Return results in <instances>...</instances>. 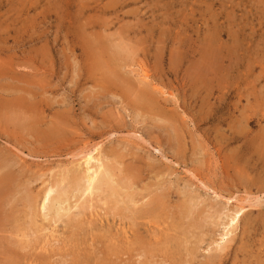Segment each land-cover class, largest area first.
I'll list each match as a JSON object with an SVG mask.
<instances>
[{"label": "rangeland", "instance_id": "374dc122", "mask_svg": "<svg viewBox=\"0 0 264 264\" xmlns=\"http://www.w3.org/2000/svg\"><path fill=\"white\" fill-rule=\"evenodd\" d=\"M95 148L116 193L42 221L45 186ZM232 205L215 258L206 217ZM39 262L264 264V0H0V264Z\"/></svg>", "mask_w": 264, "mask_h": 264}, {"label": "bare ground", "instance_id": "6f19581e", "mask_svg": "<svg viewBox=\"0 0 264 264\" xmlns=\"http://www.w3.org/2000/svg\"><path fill=\"white\" fill-rule=\"evenodd\" d=\"M139 63V62H138ZM141 64V63H140ZM144 65V64H143ZM142 67V66H141ZM145 68V67H144ZM135 73V72H134ZM34 74V73H33ZM140 75V74H139ZM141 76V75H140ZM142 78L140 79L141 81L145 82L146 85L148 86H151L152 87V84L148 83V81H144V80H147L149 78L148 74L146 73H143V75L141 76ZM136 78V77H135ZM139 78V77H137ZM152 78V77H151ZM139 80V79H138ZM139 80V81H140ZM141 81L139 83H141ZM142 82V83H143ZM151 82V81H150ZM155 86V85H154ZM158 88V87H157ZM139 89V88H138ZM153 89V87H152ZM154 90V89H153ZM156 92L158 90H155ZM161 93V92H160ZM164 93V92H163ZM163 93H161V95H163ZM167 94V93H166ZM165 94V95H166ZM164 95V96H165ZM169 95V94H167ZM172 96V95H171ZM166 98V97H165ZM55 137V136H54ZM98 145V144H97ZM96 147V146H95ZM157 150V149H156ZM159 151V150H158ZM19 159V158H18ZM105 157L104 155L99 151L98 148H95V149H91V150H86L85 153L82 154V157L79 161L75 162V163H72L71 165V168L70 169H63L61 172H59L58 174V179L57 180H54V181H50L49 179V183L45 186V188L43 189V192L41 194V196H38L39 197V201H38V205L36 207L37 211H38V215L41 216V220L42 221H46L45 223L51 225L50 223L52 224H55L57 222H61L63 221L62 219L65 218V219H68L69 220H72V214L70 213L71 209L72 208H77L78 210H86V209H89L93 206V201H94V197H98V199L96 200L97 202H101V199L99 198L100 197V194H102L104 192V190H109V195H114L116 193V187L114 186L115 185V181H114V171L111 167L110 164H108V162H105L104 161ZM109 161V160H108ZM4 174V173H3ZM194 176V175H192ZM55 177V176H54ZM71 177L70 179H72V182L70 184L69 187H71V190L70 191H67V189L65 188H61L62 185L65 184V181L67 180V178ZM116 179V178H115ZM196 179V177H195ZM197 181L200 183V185L203 186V188H206L207 190H210L212 191V194H214V196L217 198V197H220V194L217 193L216 190L208 187V185L202 180V179H199L197 178ZM44 182V180H43ZM68 185V184H67ZM118 186V185H116ZM120 187V186H119ZM43 188V187H41ZM105 188V189H104ZM122 188V187H121ZM40 189V188H39ZM69 190V189H68ZM119 190V189H118ZM120 191V190H119ZM186 191V189H185ZM38 192V190H37ZM36 192V196L38 195ZM187 192V191H186ZM189 192H192L189 190ZM193 193V192H192ZM199 194V193H198ZM121 195V194H120ZM127 195V194H126ZM186 196V195H185ZM199 196V195H198ZM222 196V195H221ZM109 197V196H108ZM112 197V196H111ZM118 197V195H117ZM188 197V196H187ZM74 198V201H70V199H73ZM114 198V197H112ZM189 198V197H188ZM191 198V197H190ZM231 198H225L226 199V202L229 203L231 202ZM36 199H38L36 197ZM35 199V200H36ZM121 199H123L121 197ZM125 199V198H124ZM197 199V198H196ZM201 199V198H200ZM233 199V198H232ZM113 200V199H111ZM127 200L129 201H132L131 197L127 196ZM141 200V199H140ZM27 201V200H26ZM189 201V200H188ZM197 201H199L197 199ZM197 201H195V205L197 204ZM87 203V206H85V204ZM113 202V201H112ZM203 202V201H201ZM133 205L136 204L135 201H132ZM188 203V202H187ZM192 203V202H191ZM190 203V204H191ZM200 203V202H199ZM36 204V203H35ZM128 205H131V204H128ZM185 205V204H184ZM194 205V204H193ZM36 206V205H35ZM197 206V205H196ZM31 207V206H30ZM29 207V208H30ZM106 207V206H105ZM199 207V204L198 206ZM232 207V208H231ZM231 207H228V208H221V210H217L215 211V213L212 215H209L207 216L206 218L210 219L209 223L210 224H215V226L217 225H220L222 224L223 226L222 229H221V233H219V239L218 240H212L210 241V244H215L213 248V252L216 254L215 255V258L217 257H220L221 255L227 253L229 251V249L231 248L232 246V243L234 241V239L232 237H230L233 233H235L238 225L240 224L239 221L241 220V218H243V214L245 213V207L244 205H232ZM32 208V207H31ZM30 208V210H31ZM193 208H195V206H193ZM193 208H192V205L191 206H188L186 209V214H192L194 211H193ZM211 208V207H210ZM35 208H33L34 210ZM35 209V210H36ZM206 209V208H205ZM212 209V208H211ZM226 209V213H225V210ZM29 210V209H28ZM34 210V211H35ZM136 210V208H135ZM79 211V212H80ZM202 211V210H201ZM39 212L41 214H39ZM29 213H32V212H29ZM134 213V212H133ZM36 214V212H35ZM193 215V214H192ZM197 215V214H196ZM201 215V214H200ZM224 215V217L226 218V221L223 222V223H220V218ZM32 216V214H31ZM39 216V217H40ZM76 216V215H75ZM189 217V216H188ZM191 217V215H190ZM193 217V216H192ZM36 218V217H35ZM76 218V217H75ZM198 218V216H197ZM200 218V217H199ZM205 218V217H204ZM32 219V217H31ZM30 219V220H31ZM115 219V218H114ZM191 219V218H190ZM193 219V218H192ZM207 219V220H208ZM220 219V220H219ZM89 220V219H88ZM109 220V219H108ZM194 220V219H193ZM32 221V220H31ZM41 221V225L44 223H42ZM76 222V220H74ZM110 221V220H109ZM191 221V220H190ZM195 221H197L195 219ZM194 222V221H193ZM44 223V224H45ZM64 223V222H63ZM71 223V222H70ZM116 223V222H115ZM197 223V222H196ZM43 224V225H44ZM200 224V223H199ZM39 225V226H41ZM43 225H42V228L41 229H44L43 228ZM48 225V226H49ZM56 225V224H55ZM61 225V224H60ZM65 225H66V222H65ZM98 225V224H97ZM116 225V224H115ZM120 225V224H119ZM246 226L244 227H247V230H249L248 228H251V225H250V221H249V218L247 219V222L244 224ZM11 226V225H10ZM29 226V225H28ZM31 226V225H30ZM47 226V227H48ZM68 226V224H67ZM90 226V225H89ZM94 226V224H93ZM196 226H198L196 224ZM195 226V228H196ZM212 226V225H211ZM14 227V226H13ZM19 227V226H18ZM51 227V226H50ZM57 227V226H56ZM81 227V226H80ZM79 227V228H80ZM119 227V226H118ZM117 227V228H118ZM125 227V226H124ZM123 227V228H124ZM202 227V225H201ZM206 227V226H205ZM218 227V226H217ZM243 227V228H244ZM16 228V227H15ZM66 228V227H65ZM64 228V229H65ZM104 228V227H103ZM191 228V227H190ZM200 228V227H198ZM203 228V227H202ZM32 229V228H30ZM55 229V227H54ZM85 229V228H84ZM88 229V228H87ZM160 229V228H159ZM197 229V228H196ZM36 230V229H35ZM125 229H123L124 231ZM28 231V230H27ZM33 231V229H32ZM51 231V230H49ZM66 231V230H65ZM87 231V230H86ZM90 231V230H89ZM101 231V230H100ZM197 231V230H196ZM199 231V230H198ZM245 232V230L243 229L242 232H241V235L243 237V233ZM53 232V231H52ZM58 232V231H57ZM110 232V231H109ZM112 232V231H111ZM120 233V231H118ZM122 232V231H121ZM249 232V231H248ZM14 233V232H13ZM28 233V232H27ZM48 233V232H47ZM46 233V235H47ZM55 233V232H54ZM123 233V232H122ZM217 233V232H216ZM30 234V233H29ZM34 234V233H33ZM32 234V235H33ZM36 234V233H35ZM52 235V233H50ZM63 234H66V233H63ZM106 234V233H105ZM116 234H117V231H116ZM11 235V234H10ZM15 236L14 237H26L27 235L25 234L24 230L22 229V231L19 229V228H16V232L14 234ZM31 235V234H30ZM55 235V234H54ZM53 235V237H54ZM100 235V234H99ZM108 235V233H107ZM115 235V234H114ZM35 235H33L34 237ZM41 236V235H40ZM110 236V235H109ZM113 236V235H112ZM121 236V235H119ZM233 236V235H232ZM68 237V236H67ZM103 237V236H102ZM111 237V236H110ZM46 238V237H45ZM50 238V237H49ZM58 238V237H57ZM61 238V237H60ZM105 238V237H103ZM244 238V237H243ZM11 238L10 237V241H11ZM39 239V237H38ZM37 239V240H38ZM48 239V238H46ZM54 239V238H53ZM64 239V238H63ZM62 239V240H63ZM123 239V238H122ZM196 239V238H195ZM14 240V239H13ZM16 240V239H15ZM31 240V239H29ZM40 240V239H39ZM58 240V239H57ZM66 240V239H65ZM126 240H127V237H126ZM242 240V239H241ZM245 240V239H244ZM28 241V239H27ZM45 241V239H44ZM43 241V242H44ZM50 241V239H49ZM64 241V240H63ZM243 241V240H242ZM42 242V243H43ZM47 242V241H46ZM184 242V241H183ZM199 242H202L199 241ZM11 243V242H10ZM21 243V242H20ZM24 243V242H23ZM32 243V241H31ZM33 243H34V240H33ZM32 243V244H33ZM47 243H50V242H47ZM65 243V242H64ZM14 245V242L12 243ZM28 244V242L26 243ZM55 244V243H54ZM192 244V243H191ZM190 244V245H191ZM11 245V244H10ZM12 245V246H13ZM21 245V244H19ZM35 245V243H34ZM48 245H51L50 244H47ZM65 245V244H64ZM69 245V244H68ZM15 246V245H14ZM28 246V245H26ZM32 246V245H31ZM42 246V245H41ZM25 247V246H23ZM35 247V246H34ZM189 247V246H188ZM27 248V247H26ZM44 248V247H43ZM42 248V249H43ZM50 248V247H48ZM58 248V247H57ZM64 248V247H63ZM66 248V247H65ZM190 248V247H189ZM19 249V247H18ZM38 249V248H37ZM47 249V247H46ZM52 249V248H51ZM188 249V248H187ZM191 249V248H190ZM207 249V248H206ZM17 250V249H16ZM24 250V249H23ZM27 250V249H25ZM35 250V249H34ZM45 250V249H44ZM48 250V249H47ZM241 250V249H240ZM20 251V250H19ZM29 251V250H28ZM39 251V250H37ZM238 251V250H236ZM21 252V251H20ZM27 252V251H26ZM33 252V251H32ZM50 252V250H49ZM48 252V253H49ZM52 252V250H51ZM50 252V253H51ZM60 252V251H59ZM65 252V251H64ZM207 252H212L211 248H208L207 249ZM37 253V252H36ZM62 253V252H61ZM19 254V253H18ZM28 254V253H27ZM31 254V252H30ZM38 255V254H37ZM43 257L45 258V254L43 252ZM47 255V254H46ZM210 255V254H209ZM235 255V254H234ZM52 256V255H51ZM24 257V256H23ZM39 257V256H38ZM17 258V257H16ZM25 258V257H24ZM31 258V257H30ZM57 258V257H56ZM55 258V259H56ZM59 258V257H58ZM63 258V256H62ZM60 258V259H62ZM65 258V257H64ZM214 258V257H213ZM30 260V259H29ZM35 260V259H34ZM37 261V260H36ZM44 261V260H43ZM50 261V260H49ZM52 261V260H51ZM54 261V260H53ZM46 262V261H45ZM15 263V262H14ZM41 263V262H39ZM47 263V262H46ZM219 263V262H218ZM25 264V263H24ZM42 264V263H41Z\"/></svg>", "mask_w": 264, "mask_h": 264}]
</instances>
